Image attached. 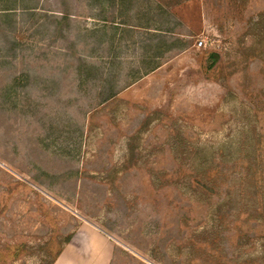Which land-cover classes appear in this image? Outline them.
Wrapping results in <instances>:
<instances>
[{"label":"rangeland","instance_id":"1","mask_svg":"<svg viewBox=\"0 0 264 264\" xmlns=\"http://www.w3.org/2000/svg\"><path fill=\"white\" fill-rule=\"evenodd\" d=\"M68 1L69 40L77 26H105L89 0ZM135 1L116 0L120 25L106 27L121 48L115 64L91 57L113 68L101 81L129 79L109 103L94 73L90 81L75 57L54 54L65 41L49 33L37 55L19 56L11 71L1 65L0 92L12 73L30 72L36 99L0 109V264H48L73 233L74 243L92 234L98 247H112L111 264H264V0ZM38 4L39 12L63 9L62 0ZM159 4L176 16V34L159 38L160 50L183 40L187 48L136 79ZM214 50L220 59L208 69ZM212 155L240 160L228 177L240 186L230 194L217 186L205 202L183 179ZM230 205L227 220L219 217ZM193 238L213 244L214 262L206 244L192 251Z\"/></svg>","mask_w":264,"mask_h":264},{"label":"trees","instance_id":"2","mask_svg":"<svg viewBox=\"0 0 264 264\" xmlns=\"http://www.w3.org/2000/svg\"><path fill=\"white\" fill-rule=\"evenodd\" d=\"M38 1L39 0H0V67L1 65L7 64L8 69L11 71L14 68L13 62L18 59L19 56H26L27 53L30 55H37L41 51L39 44L41 42L40 37L44 38L46 35L44 33H49L51 36V40L53 42L62 39L64 42V48H59V50L54 51L55 55H68L71 57H75L77 59L76 69L78 74L83 69L87 71L89 75V80L91 81V73L95 74L98 78L100 84H103L104 93L103 100L105 103H109L114 100L115 96L119 91L126 89L130 86L127 82L129 79L119 78L118 80L107 81L109 79H105L101 81V74L105 73L107 78H110V75L113 73V68H106L103 63H98L94 61L91 57L95 54L97 58H106V57H114L113 62L115 64L116 58H118V54L121 48H118L115 41L111 38L110 32L106 31L107 25H112L111 28L117 29L120 23H117L115 16V6L116 0H89L90 5L93 9V18L102 19L105 21V26L101 28L88 29L86 27L77 26V37L75 40H69V34L66 32L63 26H66L68 30H73V13H71L68 0H62L63 9L58 12H39L38 10ZM133 1L134 4L137 2ZM209 3H212L213 0H206ZM108 5H106L107 3ZM142 2H138L141 4ZM156 7V16L155 22L157 23L156 27L153 28L155 32H153L154 36L149 38V43H144V49L146 54L150 53L148 58L140 59L139 66L136 73V79L139 78L140 73L149 74L151 71L157 69L161 63L159 62L167 52H172L174 50H184L187 48L185 46L184 40L180 43L181 47H168L164 52L160 50L159 44H157V40L159 38L171 39L168 35H174L175 28L171 25L172 21L175 20V15L170 12L167 8H165L162 4ZM107 6V8H106ZM140 6V5H139ZM107 10L111 13L112 16L107 15ZM163 12V13H162ZM103 13V14H102ZM167 13V14H165ZM144 14V12H143ZM143 14L141 17H143ZM168 15V16H167ZM170 40V41H171ZM67 41V42H66ZM89 41V42H88ZM180 41V40H179ZM82 42V43H81ZM145 42V41H141ZM107 43V44H106ZM83 45V46H82ZM67 46L71 48L72 51H69V48L66 50ZM138 50V49H137ZM255 55V54H254ZM253 56V55H252ZM247 57L243 59L246 61ZM220 59V53L218 51H212L209 54V65L208 69H211L216 66ZM146 60V61H144ZM31 71V70H30ZM207 71V70H206ZM100 74V75H98ZM135 74V73H134ZM143 74V75H144ZM104 75V74H103ZM32 74L27 72L26 75H19L12 73L11 79L5 84L0 92V109L3 111L7 104L12 103L13 109L20 107L19 103L25 101L36 99L34 97V92L30 91V87L32 86ZM130 79L132 76L129 77ZM123 84V87L120 85ZM26 87V88H25ZM28 88V89H27ZM23 89L25 91L24 94H18V91ZM262 150V142L255 143V151L259 153ZM207 155V154H206ZM258 157H260L258 155ZM136 157H134L135 159ZM208 162H205L204 167L197 168L195 164L187 169L186 177L183 179V183L188 187V190L194 194L195 196H199L205 202L209 201L213 192L217 189V186H222L228 184V192L226 194H230L231 190L236 188V186H240V180H229V176L235 172V168L240 164V160L237 159L233 163H225L220 159H217V155H212V157H208ZM219 160V161H217ZM245 164L247 161H243ZM127 167V166H126ZM128 169V168H127ZM226 178V179H225ZM228 178V180H227ZM223 183V184H222ZM222 207L218 212V216L221 218H225L231 215V205L229 206V211L226 215L222 214ZM213 240L215 238L214 234H210ZM206 237V235H203ZM72 238L69 235L66 241H70ZM206 242V243H205ZM209 246L207 254L204 253V257L208 259L209 263L215 261L216 256L213 258L211 256V251L214 246L209 241H204L203 239H191L190 247L192 251L198 252L204 249V245ZM197 255V254H196ZM220 257L225 259V255L220 254ZM196 259L191 258V261ZM54 261H49L48 264H53ZM224 264V263H222Z\"/></svg>","mask_w":264,"mask_h":264},{"label":"crops","instance_id":"3","mask_svg":"<svg viewBox=\"0 0 264 264\" xmlns=\"http://www.w3.org/2000/svg\"><path fill=\"white\" fill-rule=\"evenodd\" d=\"M85 227V226H83ZM91 230H93L90 227ZM73 233V232H72ZM75 233L70 241L65 243L63 252L54 261L53 264H111L113 248L107 249V246L94 243V236L89 234L86 241L74 243ZM77 239V238H76Z\"/></svg>","mask_w":264,"mask_h":264},{"label":"built area","instance_id":"4","mask_svg":"<svg viewBox=\"0 0 264 264\" xmlns=\"http://www.w3.org/2000/svg\"><path fill=\"white\" fill-rule=\"evenodd\" d=\"M204 44H205V39H200L199 46H204Z\"/></svg>","mask_w":264,"mask_h":264}]
</instances>
